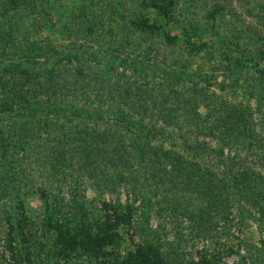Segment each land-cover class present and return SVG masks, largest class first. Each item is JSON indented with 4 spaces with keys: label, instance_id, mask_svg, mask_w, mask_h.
Here are the masks:
<instances>
[{
    "label": "trees",
    "instance_id": "obj_1",
    "mask_svg": "<svg viewBox=\"0 0 264 264\" xmlns=\"http://www.w3.org/2000/svg\"><path fill=\"white\" fill-rule=\"evenodd\" d=\"M7 1L0 264H264V68L247 88L254 106L218 95L187 78L208 44L179 24L189 57L165 75L157 54L178 40L167 29L175 0H142L156 19L96 16L67 42L15 36L19 10L37 8Z\"/></svg>",
    "mask_w": 264,
    "mask_h": 264
},
{
    "label": "rangeland",
    "instance_id": "obj_2",
    "mask_svg": "<svg viewBox=\"0 0 264 264\" xmlns=\"http://www.w3.org/2000/svg\"><path fill=\"white\" fill-rule=\"evenodd\" d=\"M33 1L37 10L30 11L32 14L29 18L22 9L17 13L26 16L24 17L25 26L15 34L19 38L29 33L30 37L35 39L39 34L60 42H67L70 37L83 41L82 28L84 25L91 21H99V18L117 20L122 16L133 17L136 14L145 13L151 19H156L152 9L141 10L142 0ZM4 2L8 3L7 0ZM19 3L33 9L31 2L20 0ZM80 3L85 6L84 10L78 8ZM5 7L2 11L0 8V14L9 17L11 12L3 13ZM118 8L125 10L123 14H119ZM111 9L116 12H110ZM172 13V20L169 21L167 29L176 34L178 40L176 45L166 47L164 58L161 53L157 54L158 61H160L159 67L166 69L165 75L170 70L168 67H177V61H186L189 57L184 45L185 34L179 24L185 25L187 34L195 43L200 39L208 44L207 48L201 52L191 54L192 57L189 60V73L196 72L200 76L194 74L187 78L193 79L195 83L200 79L199 84L209 83L211 90L232 102H244L254 106L257 98L247 96V88L253 86L254 81L259 78L253 66L258 64L259 67L264 68V60L260 58L261 52H264V0H175ZM96 16H99L97 20L94 18ZM158 23L164 24L165 21L163 23V20L159 18ZM38 24L42 25V29L36 27ZM44 26L47 28L44 29ZM27 27H29L28 30H26ZM99 36L100 34L91 36V39ZM237 56L249 58V67L238 69L233 62L234 59L226 60V57L236 58ZM118 71L121 72V69ZM156 80L159 79L156 78ZM200 109L204 111L203 108ZM96 195L99 194L94 189L87 191L89 199ZM105 198L113 201L115 199L113 196ZM120 198L124 200L123 193ZM30 206L39 211L40 201L33 198L30 200ZM151 224L154 226L155 221L152 220ZM34 228L36 232L42 230V227ZM255 234L256 230L250 224L248 235L256 237ZM229 261L231 263V260Z\"/></svg>",
    "mask_w": 264,
    "mask_h": 264
}]
</instances>
